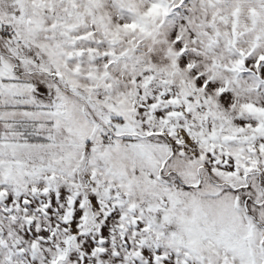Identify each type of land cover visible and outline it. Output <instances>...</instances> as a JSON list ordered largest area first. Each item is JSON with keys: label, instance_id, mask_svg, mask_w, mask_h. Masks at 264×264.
<instances>
[{"label": "snow or ice", "instance_id": "1", "mask_svg": "<svg viewBox=\"0 0 264 264\" xmlns=\"http://www.w3.org/2000/svg\"><path fill=\"white\" fill-rule=\"evenodd\" d=\"M0 264H264V0H0Z\"/></svg>", "mask_w": 264, "mask_h": 264}]
</instances>
